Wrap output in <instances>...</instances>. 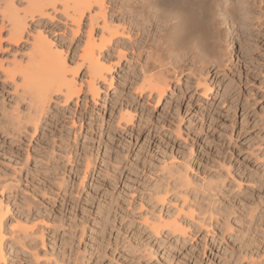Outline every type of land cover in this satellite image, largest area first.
<instances>
[{
	"label": "rangeland",
	"instance_id": "374dc122",
	"mask_svg": "<svg viewBox=\"0 0 264 264\" xmlns=\"http://www.w3.org/2000/svg\"><path fill=\"white\" fill-rule=\"evenodd\" d=\"M1 1L19 15L26 6ZM61 2L27 18L17 43L0 12V264H264V5L219 0L220 11L235 5L232 19L219 14L220 46L202 69L188 58L158 99L142 89L135 30L102 49L110 72L93 98L81 63L89 14L73 35ZM126 4L106 0L110 26H132ZM38 36L82 84L76 98L53 95L33 130L21 74L4 72L26 64Z\"/></svg>",
	"mask_w": 264,
	"mask_h": 264
},
{
	"label": "bare ground",
	"instance_id": "6f19581e",
	"mask_svg": "<svg viewBox=\"0 0 264 264\" xmlns=\"http://www.w3.org/2000/svg\"><path fill=\"white\" fill-rule=\"evenodd\" d=\"M56 1L26 0L25 9L20 15L13 11L11 3L1 1L3 5L0 2V6H3L4 9L2 10L0 7L2 10L0 12L2 19L6 18L9 40L14 43L19 42L24 35L26 19H32L36 14L40 17L44 16L47 7L52 8V10L55 9ZM218 1L127 0L126 7L133 13V19H131L132 26L126 28L124 26H110L105 21L106 0H62L60 3L61 13L65 19L70 20L74 25L73 29L75 30L71 31L73 35L78 32L85 14H89L87 40L82 49L81 63L86 68L87 90L91 96L94 98L98 93L96 82L98 80L105 81V74L110 72V68L106 67L105 60L99 57L102 49L109 45L112 40L130 39L132 30H135L136 35L141 37L136 46V50L139 51L137 56L141 52L146 55V60L141 66L142 89L156 92L158 99L168 88L170 80L179 81L180 76L185 71V62L188 58L195 62L202 61L204 66L200 65L197 69L204 68L207 64V58L210 57L211 47L215 48L218 45L217 43L214 46L212 41L215 40L213 34H216L218 29L219 14L231 19L234 16L235 5L233 2L224 6L220 11L217 9ZM255 1L264 5V0ZM94 7L97 8V13L92 14ZM262 9L260 23L264 25V8ZM97 18L103 19L102 28L106 33L100 34L98 43L92 36L93 25ZM213 30L215 33H212ZM118 44L122 45L123 43L119 42ZM31 49L32 53L24 66L18 70L15 67L5 69L4 73L6 77L12 78L17 71L20 72L23 97L25 95L30 103H28L29 121L33 124V130H36L40 121L43 120L46 106L52 96L59 94L65 101L76 98L82 83L78 87L72 75L71 78H68V64L64 56L55 51L56 49L52 50L50 43L45 38L42 39L40 36L34 38ZM121 56L122 54L119 53L118 57ZM222 56L220 57L222 58ZM220 57H218V61L216 60L217 68L223 66ZM76 73L77 69L72 70L73 75ZM197 81L203 80L198 76ZM204 87L207 88L206 85ZM19 124L16 123L15 125ZM5 131H8V128H5ZM3 205L0 201V225L7 212V205ZM170 227L171 231L179 230L176 223L171 224ZM160 229L158 224H153L150 227L155 237L159 236ZM5 240V235L0 231V262H4L6 254Z\"/></svg>",
	"mask_w": 264,
	"mask_h": 264
}]
</instances>
